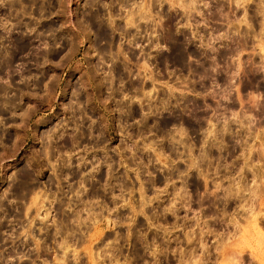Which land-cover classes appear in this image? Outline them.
Segmentation results:
<instances>
[{
    "label": "rangeland",
    "instance_id": "1",
    "mask_svg": "<svg viewBox=\"0 0 264 264\" xmlns=\"http://www.w3.org/2000/svg\"><path fill=\"white\" fill-rule=\"evenodd\" d=\"M96 1L90 8L103 13L100 28L89 24L87 0H0V264H177L181 259L182 264H264V247L254 245L256 231L248 219L257 216L258 227L264 230V0H238L258 5L256 13H261L263 27L253 26L251 41L245 42V37L237 41L233 49L235 71L226 80L221 75L218 85L228 90H220L214 112L209 106L198 111L218 116L223 121L221 127L207 130L195 156L196 129L184 130L188 138L166 141L171 151L188 147L190 168L167 171L173 164L185 163L181 154L168 153L165 142L160 148L162 139L135 138L139 146L142 144L139 148H144L141 160L147 170H134L135 165L120 153L121 170L117 172L123 174L126 169L122 186L114 181L117 177H109L111 187L106 193L109 199L118 197L117 201H108L106 209L98 205V211L82 194L86 174L95 173H86L84 168L98 166L99 160L90 159L89 146L71 147L78 141L73 142V138L80 136L70 133L87 131L95 120L100 121L108 141L106 160L112 163L110 157L116 158L113 150L117 149L112 150L111 143L134 141L116 139L131 125H120L119 117L141 115L139 107L146 116H190L192 106L182 108L179 97L168 100L167 96L162 106L163 101L152 97L153 88L156 94L169 87L179 94L183 86H197L200 74L158 73L161 68L153 62L152 54L170 50L163 41L153 43L155 38L149 32L139 30L147 24L140 20L166 18L162 12L165 6L182 8L189 19L191 9H197V0H132L134 3L130 1L123 9L125 14L131 7L150 3L152 16L138 18L139 28L128 24L123 32L114 25L128 20L114 16L108 21V0ZM246 18L236 19L235 26L247 31L251 23ZM109 50L119 56L111 57ZM171 52L180 60L185 57V49L180 47ZM170 66L175 68V64ZM247 68H251L249 85L245 84ZM110 86H117L113 96ZM133 86L139 88L133 90ZM225 93L234 98L230 107ZM228 117L230 122H224ZM175 125L183 127L184 123L176 121ZM176 127L172 128L175 132ZM204 147L211 149V156L202 160ZM213 147L218 149H213L216 153ZM145 152L151 159L144 158ZM224 154L231 155L225 159ZM213 157L217 159L215 171L209 170ZM229 157L236 160L230 164H237V170L229 171L227 163L221 164ZM77 159V168L72 169ZM201 162L205 170L197 172ZM192 167H196L195 172ZM255 168L261 173L259 177L254 176ZM69 175L77 177L79 186L68 185ZM242 177L253 187L252 196L249 189L236 196L228 194V185H234V193ZM193 191L196 193L191 194ZM249 206V221L242 216L235 218L236 226L235 213ZM198 210L214 220L219 218V230L214 233L206 226L207 220L201 223ZM169 215H173V226L166 220ZM183 216L191 221L179 224ZM244 226L249 228L244 230Z\"/></svg>",
    "mask_w": 264,
    "mask_h": 264
},
{
    "label": "flooded vegetation",
    "instance_id": "2",
    "mask_svg": "<svg viewBox=\"0 0 264 264\" xmlns=\"http://www.w3.org/2000/svg\"><path fill=\"white\" fill-rule=\"evenodd\" d=\"M221 4H224V6L222 7ZM254 4L253 6H251V4H241L238 2V0H197V4H196L197 9L196 10L191 9L192 13H189L190 15L189 19H186L188 13L183 12L182 8H179V10L177 9L173 10L170 8V6H165L162 12L165 13L166 18L149 19L146 21L140 20L139 23L142 24L147 23L146 25H148V28H146L147 27L146 25L144 26L142 25V27L139 30H142L144 32L146 31L149 32L151 38H155L154 40H152L153 43H156L157 40L163 41L165 44H167L166 46L170 50L169 53L167 54L159 53L157 56L154 53L152 54L153 62H156L158 65H160L159 68H161L160 70H157L158 73L161 74L178 73L182 75H186L187 73L200 74V78L199 80H197L198 81L197 86H183L182 88H180L179 94L172 92L170 87L159 90L160 94L163 92L162 93L164 94L163 97L160 96L159 92L156 94L153 88L152 97L157 96L159 102L163 101L162 106H164V103H166L165 102L166 96L168 100L179 97L180 98L179 106H181L182 108L192 106L191 107L192 112L197 115H193V113H191L190 116L186 114H182L174 117H171V115H164V114L160 116L149 114L148 116H146L144 115L146 114V112L141 107H139V112H141V115L131 116L132 114H130L128 116H131L130 117L131 119H126L128 118V116L119 117L120 125H122V123H129L131 125L129 131H125V134H121V136L119 135L115 136L116 139L118 140L119 139L134 140L135 138L162 139L160 143V148H163L162 146L165 145L163 144L165 142L167 143V146L165 148L168 150V153L176 152L177 155H179L180 153L181 157L185 160V163L180 165L173 164L172 166H169L166 170L173 171L172 169H174L176 171V170L189 169L190 164H188V156H187L189 154L188 147H185L184 150L183 148H180V150L171 151L168 149L169 141L168 142L166 141L173 137L188 138V134L184 130L187 128L196 129L195 137L197 138L196 140H198L197 150L193 151L192 149V154L193 156H195L198 152L201 151L200 139H202V137L203 138L206 137L204 135L208 134L207 130L210 128L219 129L221 127L223 121H219L218 116L207 115V114L205 115V114H201L198 111L202 110L204 106H209L211 107V110L213 109L214 112L215 110L214 108L217 107V105L219 104V100L221 96L220 90L227 89V86L218 85L221 75L222 78L226 80V77L228 76L229 78H231V72L235 71L233 58L235 57L236 52L230 53V50L236 47V43L238 40L242 42V39L244 37L246 42L251 41V36H253V26L257 27L258 25L259 27H263L261 24L262 15L261 13L260 14L256 13L258 11L257 8L258 5L255 7ZM263 4L264 3H262V5ZM244 9H245V15L241 17ZM228 10L230 14L229 15L230 19H227L225 17V12ZM257 15H259L258 18ZM244 17L245 18L247 17L246 20L251 23V26L248 27L247 31L244 30L246 29L245 27L241 28L240 26L238 27L235 26L237 24L236 19H241ZM231 19L234 25H232L231 23L229 24L228 27L227 24L231 22ZM136 24H138L137 21ZM136 28H139V26ZM130 32L131 34L133 33L132 31H128L127 33ZM152 34L154 36H152ZM147 36L148 35H146V37ZM221 42L222 44L220 45ZM188 44H194V46H188ZM176 47H180L182 50L185 49V52L183 53L185 56L184 59L180 60L172 55L171 51L173 48ZM229 48L231 49L229 50ZM171 64H175V68H172L170 66ZM232 68L234 70H232ZM250 69L251 68L245 69L246 73L244 75H245L246 85H249L250 82ZM154 73H156V71H154ZM184 78L185 77H183V80L185 81ZM244 87L246 88V86ZM109 88L110 89L108 91L112 92L111 96H113V93L115 94L117 91V86H110ZM137 88L139 87L133 86L132 89L135 90ZM187 90H192L193 93L188 94ZM225 98H226L225 99L226 105L230 107L234 102V98L229 94H226ZM150 104L152 105L151 108L154 107L155 109L154 106L155 103L151 102ZM228 119H229L228 121L225 120L224 122L229 123L230 118L228 117ZM175 120L179 122H183L184 126L182 127V125H179L178 127H176ZM174 127H176L177 129L176 132L173 131L172 129ZM88 129L89 130L87 131L77 130L70 133V134L74 133L73 134L74 136L76 135L80 136L78 138V141L76 143H73L71 147L76 145L89 146L90 147L89 152H91V154H89L91 157L90 159L99 160L98 166L96 167L90 166L84 168L85 172L91 170V171H95V173H92L93 176L86 174L87 176L84 181L85 183H87L85 184L86 191H84L82 194V198L85 200V202L89 203L95 211H98L99 210V208L97 207L98 205H103V208L106 209L105 206H107L108 201L113 202V199L117 201L118 197L111 196V198L109 199L108 198L109 195H107L106 193L107 191L110 190L111 187L109 186V182H108L109 177H111L112 179H114V177H117V179H114V181L122 186L121 179L124 178L123 175H125L124 172L126 171V169L123 170L124 171L123 174H119L117 172L118 170H121V166H118L119 163L117 157L120 153L121 155L124 156L123 158L127 162L129 163L131 162L135 165L133 168L134 170H138V171L141 169L147 170V167L143 164V161L141 160V157H143L144 154L143 151L144 148L140 149L139 147H142V144L141 146H139V144L135 140L131 142H127L123 140L122 141L119 140L120 142L117 141L115 143L112 142L111 143L112 146L110 147L112 150L114 147H116L117 150H113V152L116 155V158L110 157V160H114V162L108 163L106 160V158H109L107 157V152H106V149L108 147L107 146L108 141L106 140L107 135L101 129V122L95 120L93 124L89 125ZM116 132L119 133L118 131ZM179 132H182V134ZM227 134H230V132ZM193 135L194 134H192V136ZM188 142H191L192 144L195 143L190 140H188ZM128 144L131 145L129 146ZM214 148L218 150L216 147H213L212 150ZM216 150L213 151L216 153ZM231 154H224L225 159L227 158V156H230ZM145 155L146 157L144 158L148 160L151 159L149 153L145 152ZM153 157L154 156H152V158ZM79 159L81 160V157ZM79 159H77L76 162L73 164L74 167H72V169L77 168L76 164ZM83 159L84 158H82V160ZM212 159H213V163L210 165L209 170L215 171L217 167L216 165L217 159H214V157ZM231 160L236 161L234 158L229 157V159L226 162L224 160L223 163L221 162V164L227 163L228 170L235 171L237 170L238 166L237 164L231 165L230 164ZM221 164L219 165V170H221L220 168L223 167ZM82 165L83 164L79 166L82 168ZM199 165L200 168L197 167L198 169L197 172L205 170L204 163L201 162V164ZM191 169L194 170V172L196 171V167H192ZM247 175H249L248 178H250L249 171ZM70 177H72V179L68 181L69 182L68 185L71 184V185L79 186V181L77 177H74V175ZM192 184L194 185L195 183L193 182ZM170 185L171 184H169L168 186L170 187ZM194 191L191 192V194L193 193L195 194L196 192ZM199 192L202 193L201 190H199ZM193 197L194 196L190 197L192 199L191 200L192 202H193ZM202 207L205 208V205H203ZM197 213H199V217L201 218L200 219L201 223L203 222V220H207L206 226H209L214 231V233L215 231L219 230L221 226L219 218L216 220H214L212 216H210L209 218L208 215H205L204 211L199 212L198 210ZM171 216L173 217V215H169L166 218L169 226L174 225V218L170 219ZM190 218L187 219V216H183L178 221V223L180 224L183 220L191 221Z\"/></svg>",
    "mask_w": 264,
    "mask_h": 264
},
{
    "label": "bare ground",
    "instance_id": "3",
    "mask_svg": "<svg viewBox=\"0 0 264 264\" xmlns=\"http://www.w3.org/2000/svg\"><path fill=\"white\" fill-rule=\"evenodd\" d=\"M130 1H132V0H108V1H106L107 3L105 4L106 5V7H105V9H106V13H107V16H108V21L110 20L111 21V19H112V21H113V17L114 16H118V17H121V18H126L127 20H128V22L127 23H123L124 25H120L118 22H116V24L114 25V27H116L117 29H119V32H123L124 30V28L128 25V24H131V25H133V24H135V26L137 27V26H139L138 24H136V21L138 20V18H149V17H151L152 15H151V11H152V9H151V4L149 3L148 5L146 4V3H144V4H140V5H138L136 8H133V7H131V8H129L127 11V13L125 14L124 13V8L125 7H128V5H130L131 4V2ZM193 2L195 1V0H192ZM96 0H87V2H86V4L87 5H89V11L88 12H90V17H89V21H90V23L89 24H96V25H98L99 26V28H100V26L102 25V23H103V19H102V16L101 15H103V13L101 14L100 12H101V10L100 9H97V10H95V11H93V10H91V8L94 6L95 7V5H96ZM133 3H134V1H132ZM12 4V3H11ZM15 4V3H14ZM86 6V5H85ZM97 6H98V4H97ZM104 6V5H103ZM186 6V5H185ZM189 6V5H188ZM224 6V5H223ZM91 7V8H90ZM102 9V8H101ZM100 10V11H99ZM123 11V12H122ZM215 14V13H214ZM224 14V13H223ZM136 15H138V17H136ZM229 10L228 11H226L225 12V17L227 18V19H230L229 18ZM115 19V18H114ZM123 20V19H122ZM116 21V20H115ZM230 21V20H229ZM87 22V21H86ZM105 23V22H104ZM227 23V22H226ZM232 23V25H234V23H233V21H232V19H231V22L230 23H228L227 24V26L229 27V24H231ZM88 24V23H87ZM106 25V24H105ZM89 26H91V25H89ZM125 26V27H124ZM147 26V25H146ZM97 27V26H96ZM124 27V28H123ZM148 27V26H147ZM233 27V26H232ZM98 28V29H99ZM128 28V27H127ZM102 29V28H101ZM230 29V28H229ZM84 30V29H83ZM106 31V30H105ZM104 31V32H105ZM117 31V30H116ZM125 32H126V34H128L127 32L128 31H126L125 30ZM99 33V32H98ZM106 33V32H105ZM131 33V32H130ZM134 33V32H133ZM231 33V32H230ZM113 34V33H112ZM135 34V33H134ZM133 34V35H134ZM125 35V34H124ZM111 36V35H110ZM128 36V35H127ZM129 36H130V34H129ZM132 36V35H131ZM97 37V36H96ZM133 37V36H132ZM136 38V37H135ZM109 39V38H108ZM111 39V38H110ZM247 40V39H246ZM246 42V41H245ZM97 43V42H96ZM206 44V43H205ZM241 48V47H240ZM231 48H229V50H230ZM242 49V48H241ZM104 50V49H103ZM228 50V51H229ZM235 50H238L237 48L235 49ZM110 51V50H109ZM107 52V51H106ZM178 52V51H177ZM180 52V51H179ZM235 52V51H234ZM102 53V52H101ZM108 53V52H107ZM106 53V54H107ZM110 53V55H111V57H116L118 54L117 53H112V51H110L109 52ZM182 53V52H181ZM230 53H233V48H232V50H230ZM229 53V54H230ZM105 54V55H106ZM136 54V53H135ZM109 55V54H108ZM101 56H102V54H101ZM107 56V55H106ZM119 56V55H118ZM117 58V57H116ZM110 61H111V59H110ZM114 62V61H113ZM114 66V65H113ZM112 66V68L114 69L115 67H113ZM124 66V65H123ZM117 67H119V68H121L122 67V65L121 66H117ZM99 68V67H98ZM126 68V67H125ZM229 68V67H228ZM110 70H111V68H110ZM110 81H112V80H110ZM110 83V82H109ZM220 137V136H219ZM74 139V141L73 142H75V141H77L78 140V138H76V137H74L73 138ZM206 155H209V156H211V149H209L208 147H204L203 149H202V157H200V159L202 158V160H203V157L204 156H206ZM245 164H247V165H249V166H251V164H249V163H247V162H245ZM259 170H260V167L258 168ZM258 169H256L255 168V170L253 169L252 171H254V172H256V173H254L255 175L254 176H257V177H259V174H261V173H259L258 174V172H260V171H258ZM185 170V169H184ZM262 171V170H261ZM264 172V171H263ZM245 179H244V177H242V178H239L238 180H237V184L239 185L238 186V188L234 191V193H232L231 191L233 190V187L232 186H234V185H228V188H227V193L228 194H231V195H237V193L238 192H240L241 193V191H243V189H249V192L248 193H250L249 194V196L251 195V191H253V187H248L247 186V184L245 183V181H244ZM257 186V185H256ZM254 188H255V186H254ZM257 188H258V186H257ZM256 188V189H257ZM259 189V188H258ZM255 190V189H254ZM96 191V190H95ZM258 192H257V190L256 191H254V195L255 194H257ZM261 195V194H260ZM252 196V195H251ZM250 196V197H251ZM245 198H243V200H244ZM247 199V198H246ZM245 199V200H246ZM80 200V199H79ZM252 200H251V198L249 199V203L251 202ZM252 208V206H249V208L245 211V210H241V211H237L236 213H235V217L233 218V223L237 226V224L235 223V222H237V221H235V218H240L241 216L243 217V218H245V219H247V216H249L248 214H247V211H248V213H249V211L251 210V208ZM244 209V208H243ZM173 210V209H172ZM257 216H255V217H249L248 219L250 220V224H252L251 225V227L253 226V227H255V229L253 228V230L254 231H256V242L257 243H255L254 245L255 246H263L264 247V230H263V228L261 229V226L260 227H258V223H257V218H256ZM242 218V219H243ZM245 219H243V220H245ZM247 219V220H248ZM232 220V219H231ZM246 220V221H247ZM248 220V221H249ZM238 221H240V220H238ZM95 223V222H94ZM238 223V222H237ZM246 226H244L243 228H244V230L246 229V228H249V227H246ZM237 228V227H236ZM239 228H241V227H239ZM238 229V228H237ZM246 232H247V230H246ZM250 235V234H249ZM251 236V235H250ZM254 237V236H253ZM219 243V242H218ZM222 244V243H221ZM242 244V243H241ZM261 249L263 250L264 248H262L261 247ZM261 254V253H260ZM263 254V253H262ZM233 256H235L234 254H233ZM239 258V257H238ZM95 260V259H94ZM182 260V259H181ZM180 260V261H181ZM178 262L177 264H182L181 262H184L183 260L181 261V262ZM239 261V260H238ZM226 263V262H225ZM169 264V263H168ZM234 264V263H233Z\"/></svg>",
    "mask_w": 264,
    "mask_h": 264
}]
</instances>
